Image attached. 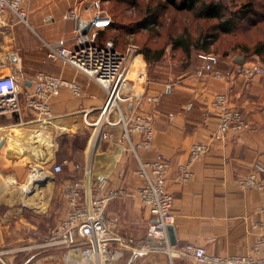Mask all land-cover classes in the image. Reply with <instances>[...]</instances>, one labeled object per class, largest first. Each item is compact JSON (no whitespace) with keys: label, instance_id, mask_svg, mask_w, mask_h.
Listing matches in <instances>:
<instances>
[{"label":"crops","instance_id":"crops-1","mask_svg":"<svg viewBox=\"0 0 264 264\" xmlns=\"http://www.w3.org/2000/svg\"><path fill=\"white\" fill-rule=\"evenodd\" d=\"M90 1L27 0L26 21L10 10L0 12V74H13L20 90L31 86L37 71L61 75L80 87L79 94L65 86L50 98V118L38 117L24 105L22 96L19 114H0V231H9V236L0 234V243L23 236V205L30 208L34 193L35 202L44 193V211L57 224L69 206L62 184L79 179L87 197L101 183L128 189L110 199L104 210L105 216L118 221L109 240L119 250L113 264H196L185 253L169 254L147 242L146 227L152 215L136 193L140 182L133 173L136 157L128 142L119 139L120 110L126 117L134 112L152 117V146L138 149L139 157L150 159L160 152L170 160L166 185L174 197V248L192 242L212 253L247 252L264 235V210L260 208L264 191L243 188L237 177L253 171L264 181V74L245 78L235 71L236 57L220 56L217 68L222 76L198 74L202 63L198 53H170L168 44L161 58L153 62L136 54L139 57L132 60L128 85L118 100L119 110L101 115L107 99L104 88L61 59L48 57L46 47L58 39L67 45L75 43L74 21L65 13L74 9L92 16ZM103 29L98 30V41H104ZM216 92H226L230 104L243 111L247 129L224 139L211 138L217 117L208 108V98ZM149 95L160 97L153 101ZM103 132L108 133L107 138L102 137ZM140 136L131 133L133 141ZM194 142H207L210 147L192 160L191 177L180 180L179 168ZM54 163H60L62 170L54 171Z\"/></svg>","mask_w":264,"mask_h":264},{"label":"built area","instance_id":"built-area-1","mask_svg":"<svg viewBox=\"0 0 264 264\" xmlns=\"http://www.w3.org/2000/svg\"><path fill=\"white\" fill-rule=\"evenodd\" d=\"M27 0H0V12L10 10L13 15L26 21L24 4ZM92 16L77 13L68 9L65 16L73 19V30L76 33L75 43L67 45L63 39L53 43H46L47 55L58 58L73 66L76 70L87 75L99 83L107 94V99L101 109V115L106 116L111 109L119 110L118 100L128 85L127 73L135 56V45L131 44L125 51L118 50L112 39L98 41V30L102 28L103 20L110 21L100 6V0H91ZM88 25L86 32L82 29ZM198 57L202 59L198 74L211 72L222 76L217 68L219 55L214 52L200 51ZM235 71L245 78L264 74V63L258 60L241 61L235 65ZM69 87L75 94L80 93L79 85L65 79L61 75L46 71H37L31 79V86L20 90L18 83L10 72L0 74V114L20 113L22 96L24 105L36 113L40 118L52 117L50 98L57 95L62 87ZM160 95H149L148 99L157 101ZM208 108L217 117L216 126L211 133L212 139H224L228 134L239 133L249 127L243 111L230 104L226 92H216L208 98ZM119 121L122 132L119 139L126 140L134 153L137 164L133 173L139 177L136 187L137 196L141 204L149 211L152 218L148 221L147 239L161 246L172 254L173 252L189 255L196 264H264V235H259L250 249L245 253L219 254L210 252L205 246L186 242L174 248L169 242L167 226L173 224L172 210L173 194L166 185L170 160L160 152L150 159L139 157L138 149H149L153 142V123L149 114L134 112L129 117L119 110ZM141 136L137 141L131 139V133ZM108 137L107 132L102 133ZM207 142H194L189 147L187 161L179 168L180 180L191 177L190 164L192 160L208 151ZM52 169L62 170L60 163H54ZM264 171V167L261 169ZM237 183L243 188H256L264 191V181L256 177L255 172L237 177ZM98 185V191L88 197L85 195L79 179L64 181L62 195L68 203L65 216L53 227L54 238L51 243L70 244L74 235L81 237V245H70L65 256L64 264H113L118 257L119 250L109 244L115 235L118 221L104 215L107 202L115 197L128 193L124 186L104 187ZM264 210V205L260 207Z\"/></svg>","mask_w":264,"mask_h":264},{"label":"rangeland","instance_id":"rangeland-1","mask_svg":"<svg viewBox=\"0 0 264 264\" xmlns=\"http://www.w3.org/2000/svg\"><path fill=\"white\" fill-rule=\"evenodd\" d=\"M247 1H250L253 12L240 20L236 29L222 33L210 29L215 20L196 18L194 12L177 10L165 0H100L101 8L110 18L109 22L101 21L104 25L101 38L112 39L120 51H125L133 44L137 54L146 45L161 47L168 36L180 32L184 27L194 37L204 28L211 30L209 39L212 43L208 46L210 52L217 53L224 59L241 57L242 61L250 58L264 63V53L257 55L244 50V47L251 48L258 40L264 41V0H222L227 10ZM149 11L157 14L158 25L154 30L137 28L136 22ZM34 196L35 193L32 197ZM32 197V202L28 205L30 208L23 205V236L13 242L0 243V264H64L65 256L70 253L69 246L81 245L82 240L78 235H74L69 245L51 243L54 238L51 230L56 224L51 223V216L44 211L46 206L42 200L46 196L42 193L38 202ZM31 223L36 227H32ZM26 226L29 228H25ZM0 234L9 236V231H0ZM77 264L82 263L79 261Z\"/></svg>","mask_w":264,"mask_h":264},{"label":"trees","instance_id":"trees-1","mask_svg":"<svg viewBox=\"0 0 264 264\" xmlns=\"http://www.w3.org/2000/svg\"><path fill=\"white\" fill-rule=\"evenodd\" d=\"M170 6L177 10H187L194 12L196 18L203 20H215L210 27L211 30L216 32L229 33L237 28L240 20L246 18L253 12L250 1L239 4L236 8L227 10L222 0H165ZM163 5V4H162ZM158 23L157 14L154 11H149L147 15L140 21L136 22V27L154 30ZM210 31L204 28L199 31L196 37L190 30L184 27L180 32L168 36L167 41L161 47H151L146 45L141 48L140 52L143 54L147 62L159 60L165 52V47L170 44L171 52L180 51L185 56H190L194 52L209 51L208 46L212 43L209 39L211 37ZM101 30L100 34H103ZM209 32V33H208ZM247 52L254 54L264 53V41H256L251 48L244 47Z\"/></svg>","mask_w":264,"mask_h":264},{"label":"water","instance_id":"water-1","mask_svg":"<svg viewBox=\"0 0 264 264\" xmlns=\"http://www.w3.org/2000/svg\"><path fill=\"white\" fill-rule=\"evenodd\" d=\"M88 29V25H86L83 29H82V32H86ZM236 60L241 62L242 61V58L241 57H236ZM167 232H168V238H169V242L171 244L175 243L176 239H175V234H174V228H173V225L172 224H169L167 226ZM147 242H150L149 239H147Z\"/></svg>","mask_w":264,"mask_h":264},{"label":"bare ground","instance_id":"bare-ground-1","mask_svg":"<svg viewBox=\"0 0 264 264\" xmlns=\"http://www.w3.org/2000/svg\"><path fill=\"white\" fill-rule=\"evenodd\" d=\"M138 57H139V56L135 55L134 58H133V61L136 62L137 59H138ZM140 65H141V64H140ZM135 68H136V66H135ZM131 69H132V68H131ZM131 69H129V71H128V73H127V77H129L128 75H129ZM131 71H132V70H131ZM31 177H32V178H31V182H33V181L36 180L35 175H32Z\"/></svg>","mask_w":264,"mask_h":264}]
</instances>
